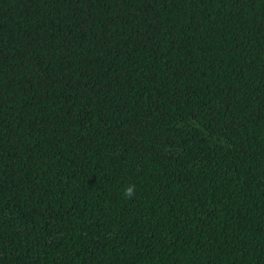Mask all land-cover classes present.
Segmentation results:
<instances>
[{"label":"trees","instance_id":"16d2710c","mask_svg":"<svg viewBox=\"0 0 264 264\" xmlns=\"http://www.w3.org/2000/svg\"><path fill=\"white\" fill-rule=\"evenodd\" d=\"M0 264H264V0H0Z\"/></svg>","mask_w":264,"mask_h":264},{"label":"clouds","instance_id":"9594fccd","mask_svg":"<svg viewBox=\"0 0 264 264\" xmlns=\"http://www.w3.org/2000/svg\"><path fill=\"white\" fill-rule=\"evenodd\" d=\"M136 191V186L134 184H128L123 189V196L127 199H130Z\"/></svg>","mask_w":264,"mask_h":264}]
</instances>
